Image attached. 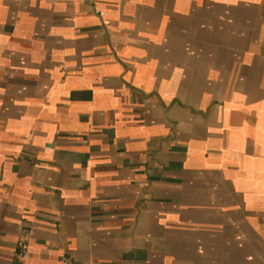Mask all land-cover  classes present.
<instances>
[{
	"label": "crops",
	"instance_id": "obj_1",
	"mask_svg": "<svg viewBox=\"0 0 264 264\" xmlns=\"http://www.w3.org/2000/svg\"><path fill=\"white\" fill-rule=\"evenodd\" d=\"M0 264H264V0H0Z\"/></svg>",
	"mask_w": 264,
	"mask_h": 264
},
{
	"label": "built area",
	"instance_id": "obj_2",
	"mask_svg": "<svg viewBox=\"0 0 264 264\" xmlns=\"http://www.w3.org/2000/svg\"><path fill=\"white\" fill-rule=\"evenodd\" d=\"M18 248L20 256L23 258L27 257V247L23 241L19 242Z\"/></svg>",
	"mask_w": 264,
	"mask_h": 264
}]
</instances>
